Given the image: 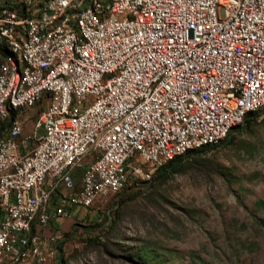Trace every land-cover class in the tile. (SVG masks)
Listing matches in <instances>:
<instances>
[{"label":"built area","instance_id":"1","mask_svg":"<svg viewBox=\"0 0 264 264\" xmlns=\"http://www.w3.org/2000/svg\"><path fill=\"white\" fill-rule=\"evenodd\" d=\"M251 113L264 0H0V264H53L64 221Z\"/></svg>","mask_w":264,"mask_h":264},{"label":"rangeland","instance_id":"2","mask_svg":"<svg viewBox=\"0 0 264 264\" xmlns=\"http://www.w3.org/2000/svg\"><path fill=\"white\" fill-rule=\"evenodd\" d=\"M40 109L24 113L26 135ZM250 123L178 173L64 221L53 264H264V117Z\"/></svg>","mask_w":264,"mask_h":264},{"label":"trees","instance_id":"3","mask_svg":"<svg viewBox=\"0 0 264 264\" xmlns=\"http://www.w3.org/2000/svg\"><path fill=\"white\" fill-rule=\"evenodd\" d=\"M12 117L14 118L15 117V114H12ZM257 117H259V114L251 113V114H249L247 116L245 122L250 123L253 119H255ZM209 149H214V148H204L202 150L195 151V152L208 151ZM195 152H190V153H188L185 156L178 157L174 161H172L171 163H169L166 167L159 169L156 172V175H155V177H154V179L152 181L156 182V181H159L160 179H165L166 177H170L174 173H178L179 170L182 169V167L185 166V164L189 163V161H190V158L189 157H191V155L193 153H195ZM62 249L63 248L60 247L61 253H62ZM60 258H61V260H63V258H62L61 255H60Z\"/></svg>","mask_w":264,"mask_h":264},{"label":"crops","instance_id":"4","mask_svg":"<svg viewBox=\"0 0 264 264\" xmlns=\"http://www.w3.org/2000/svg\"><path fill=\"white\" fill-rule=\"evenodd\" d=\"M76 179H77V181L79 182V180H80L79 177H77ZM70 220H72V219H70ZM70 220H69V221H70ZM61 229H62V228H61Z\"/></svg>","mask_w":264,"mask_h":264}]
</instances>
